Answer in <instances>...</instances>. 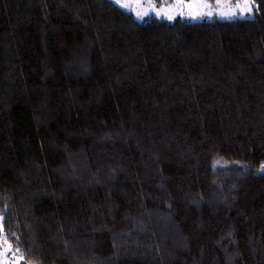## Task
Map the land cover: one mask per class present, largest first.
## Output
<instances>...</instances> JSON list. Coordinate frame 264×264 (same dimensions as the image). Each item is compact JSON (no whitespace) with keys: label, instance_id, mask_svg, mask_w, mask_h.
<instances>
[{"label":"trees","instance_id":"obj_1","mask_svg":"<svg viewBox=\"0 0 264 264\" xmlns=\"http://www.w3.org/2000/svg\"><path fill=\"white\" fill-rule=\"evenodd\" d=\"M0 213L32 264H264V0H0Z\"/></svg>","mask_w":264,"mask_h":264},{"label":"rangeland","instance_id":"obj_2","mask_svg":"<svg viewBox=\"0 0 264 264\" xmlns=\"http://www.w3.org/2000/svg\"><path fill=\"white\" fill-rule=\"evenodd\" d=\"M139 20L152 17L166 20L185 19L188 21L235 20L252 18L257 0H113ZM251 4V9L237 5ZM154 5V8L149 7ZM183 5V7H181ZM210 5L211 7H206ZM5 237L7 242L5 243ZM0 264H32L8 238L0 213Z\"/></svg>","mask_w":264,"mask_h":264},{"label":"snow or ice","instance_id":"obj_3","mask_svg":"<svg viewBox=\"0 0 264 264\" xmlns=\"http://www.w3.org/2000/svg\"><path fill=\"white\" fill-rule=\"evenodd\" d=\"M149 7L154 8V5H150ZM181 7H183V5H181ZM206 7H211L210 5H206ZM237 7H244V8H248L251 9L252 5L251 4H246V5H237ZM5 239V243L7 242V237L4 238Z\"/></svg>","mask_w":264,"mask_h":264}]
</instances>
